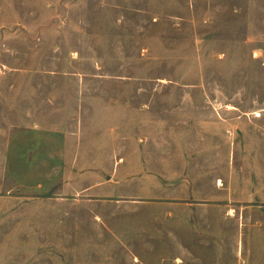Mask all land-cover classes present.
<instances>
[{"label":"rangeland","instance_id":"rangeland-1","mask_svg":"<svg viewBox=\"0 0 264 264\" xmlns=\"http://www.w3.org/2000/svg\"><path fill=\"white\" fill-rule=\"evenodd\" d=\"M19 122L113 171L25 166ZM0 264H264V0H0Z\"/></svg>","mask_w":264,"mask_h":264},{"label":"crops","instance_id":"crops-1","mask_svg":"<svg viewBox=\"0 0 264 264\" xmlns=\"http://www.w3.org/2000/svg\"><path fill=\"white\" fill-rule=\"evenodd\" d=\"M29 126L30 127L25 128L24 123H17L16 127L19 128V130H21L20 133L23 134L20 135V133H18L16 138L10 137V140L7 141V144L4 147L5 151H7L5 153L7 156L11 155L14 151L17 157H21L23 160L26 159L25 166L32 165L29 158L36 157L39 159L38 164L41 166H47L48 169L46 171L49 172L57 171L55 168L57 163H59L58 166L63 167L67 165L72 166L73 164L74 166H91L94 171H98L96 167H100L102 162L96 158L105 156L109 158L108 167L110 168L108 171H113L114 165H112L110 158L114 154L120 152L117 143H111L110 146L105 147L103 140L88 139L79 133H74L68 130V127L62 124L57 125V123H48L47 125L40 123L39 126L32 123ZM63 128H65V131ZM41 130L44 132L39 136V139L35 136L29 135H32L30 132ZM114 141L115 140L113 139V142ZM116 141H118V139ZM81 158L89 159L83 160ZM159 163L161 166H167V157L161 156ZM115 166L118 168V161ZM219 180H221L222 184V179ZM181 245L183 248V244Z\"/></svg>","mask_w":264,"mask_h":264},{"label":"bare ground","instance_id":"bare-ground-1","mask_svg":"<svg viewBox=\"0 0 264 264\" xmlns=\"http://www.w3.org/2000/svg\"><path fill=\"white\" fill-rule=\"evenodd\" d=\"M257 116H259V113H257ZM219 185H221V180H219ZM232 214H234V213L232 212Z\"/></svg>","mask_w":264,"mask_h":264}]
</instances>
